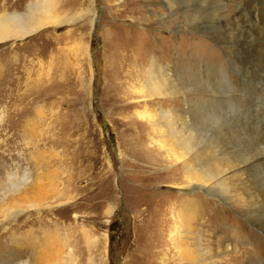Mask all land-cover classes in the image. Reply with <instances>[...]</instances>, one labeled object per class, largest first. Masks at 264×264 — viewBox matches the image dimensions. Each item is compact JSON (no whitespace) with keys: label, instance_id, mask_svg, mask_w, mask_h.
<instances>
[{"label":"rangeland","instance_id":"rangeland-1","mask_svg":"<svg viewBox=\"0 0 264 264\" xmlns=\"http://www.w3.org/2000/svg\"><path fill=\"white\" fill-rule=\"evenodd\" d=\"M4 1L49 24L0 44V264H264V227L192 189L180 146L188 107L191 150L226 126L214 66L246 98L233 51L202 30L217 1Z\"/></svg>","mask_w":264,"mask_h":264},{"label":"bare ground","instance_id":"bare-ground-1","mask_svg":"<svg viewBox=\"0 0 264 264\" xmlns=\"http://www.w3.org/2000/svg\"><path fill=\"white\" fill-rule=\"evenodd\" d=\"M214 1L219 5L220 15H216V19L208 22L207 26L202 25V30L233 51L232 57L239 64L237 69L245 83L241 91L246 98L238 101L230 80L214 66V96L210 110L214 126L217 127L221 120L226 126L212 139V149L208 153L204 147L193 151L190 146L194 143L196 149L198 147V129H191L190 123L196 125L202 115L196 107H192L191 112L188 107L181 112L180 129L189 134L183 136L180 146L186 150L187 158H192L193 165H188L187 172L199 173V184L192 185V189L228 202L240 215L260 228L264 227V0H234L241 4L236 13V18L243 19L244 27L240 28L237 22L225 16L223 9L227 0ZM7 7H10L7 1L0 5V44L27 38L49 24L28 13L10 12ZM167 76L161 72L145 82L150 87L154 82L163 91L170 81V76ZM184 92V89L179 91L180 94ZM233 238L236 242L242 239L237 234ZM249 246L244 243L243 250Z\"/></svg>","mask_w":264,"mask_h":264}]
</instances>
